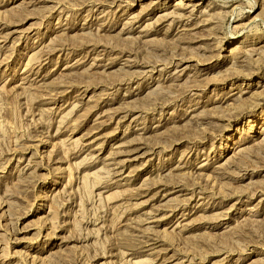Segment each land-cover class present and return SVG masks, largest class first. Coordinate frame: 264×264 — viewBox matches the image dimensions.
<instances>
[{"label": "rangeland", "instance_id": "1", "mask_svg": "<svg viewBox=\"0 0 264 264\" xmlns=\"http://www.w3.org/2000/svg\"><path fill=\"white\" fill-rule=\"evenodd\" d=\"M0 264H264V0H0Z\"/></svg>", "mask_w": 264, "mask_h": 264}]
</instances>
